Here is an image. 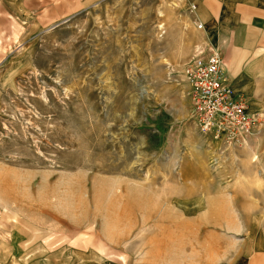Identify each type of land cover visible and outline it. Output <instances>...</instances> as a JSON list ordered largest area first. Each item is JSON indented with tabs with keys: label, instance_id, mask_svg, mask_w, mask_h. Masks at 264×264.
<instances>
[{
	"label": "rangeland",
	"instance_id": "374dc122",
	"mask_svg": "<svg viewBox=\"0 0 264 264\" xmlns=\"http://www.w3.org/2000/svg\"><path fill=\"white\" fill-rule=\"evenodd\" d=\"M182 10L0 0V264H264V131L195 125Z\"/></svg>",
	"mask_w": 264,
	"mask_h": 264
},
{
	"label": "crops",
	"instance_id": "0c3cea01",
	"mask_svg": "<svg viewBox=\"0 0 264 264\" xmlns=\"http://www.w3.org/2000/svg\"><path fill=\"white\" fill-rule=\"evenodd\" d=\"M171 1L183 9L170 22L187 30L184 61L197 47L216 46L233 87L249 98L251 109H264V0Z\"/></svg>",
	"mask_w": 264,
	"mask_h": 264
},
{
	"label": "built area",
	"instance_id": "2783aa9c",
	"mask_svg": "<svg viewBox=\"0 0 264 264\" xmlns=\"http://www.w3.org/2000/svg\"><path fill=\"white\" fill-rule=\"evenodd\" d=\"M168 69L169 80H182L187 87L190 117L202 132L228 145L262 135L264 111H253L249 98L233 87L225 58L216 46L197 47L180 71L172 64Z\"/></svg>",
	"mask_w": 264,
	"mask_h": 264
}]
</instances>
